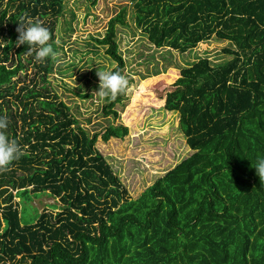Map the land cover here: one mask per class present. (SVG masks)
<instances>
[{
	"label": "trees",
	"instance_id": "1",
	"mask_svg": "<svg viewBox=\"0 0 264 264\" xmlns=\"http://www.w3.org/2000/svg\"><path fill=\"white\" fill-rule=\"evenodd\" d=\"M130 2L135 26L156 49L230 44V60L200 58L146 78L131 99L127 114L138 125L156 120L154 112L177 113L189 155L130 199L95 147L98 137L122 140L129 128L89 134L48 88L55 61L27 59V46H15L24 18L47 27L58 52L53 33L65 0H0V115L25 152L0 171V264H264V185L252 166L264 157V0ZM126 16L124 6L94 40L122 75L117 28ZM32 62L30 84L19 86ZM126 99V90L106 98L104 115L117 119L114 108ZM43 195L60 206L35 208L23 222L21 207Z\"/></svg>",
	"mask_w": 264,
	"mask_h": 264
},
{
	"label": "rangeland",
	"instance_id": "2",
	"mask_svg": "<svg viewBox=\"0 0 264 264\" xmlns=\"http://www.w3.org/2000/svg\"><path fill=\"white\" fill-rule=\"evenodd\" d=\"M124 6L127 7V26L117 28V42L126 63L127 99L114 108L118 117L113 119L103 113L107 102L96 92L99 84L96 72L112 70L116 64L105 54L106 49L97 46L94 40L105 35L109 20ZM53 34L58 57L48 76V88L69 106L78 125L89 134H101L110 125L123 124L129 128L128 136L122 140L111 139L105 143L98 137L95 147L119 177L129 198L137 200L157 179L189 155V151H186L185 137L179 129L177 113L154 112L159 119L150 120L146 126L138 125V121L127 114L132 97L146 78L165 75L172 69H183L200 58H208L212 65L230 60L232 57L224 53L230 44L212 38L184 54L168 48L156 49L135 26L130 0H65L63 15L55 23ZM25 66L28 69L21 73L19 86L24 81L30 84L35 73L33 62ZM24 74L28 77L24 78ZM151 83H148L147 90L148 96L152 97ZM31 205L21 207L23 222L30 220L35 208L39 213L55 212L48 207L60 206L57 200L46 195L34 199Z\"/></svg>",
	"mask_w": 264,
	"mask_h": 264
},
{
	"label": "clouds",
	"instance_id": "3",
	"mask_svg": "<svg viewBox=\"0 0 264 264\" xmlns=\"http://www.w3.org/2000/svg\"><path fill=\"white\" fill-rule=\"evenodd\" d=\"M18 38L15 46L26 45L27 51L23 55L32 57L35 62L43 63L46 59L55 61L58 53L53 45L49 43L51 39L50 31L39 21L25 20L21 18L16 28ZM98 90L96 91L101 99L108 98L115 100L122 94L128 85V80L120 71H97ZM9 127V119L5 115H0V171H6L24 154L23 148L15 138H10L6 130ZM256 174L264 185V157H258L257 162L252 164Z\"/></svg>",
	"mask_w": 264,
	"mask_h": 264
}]
</instances>
